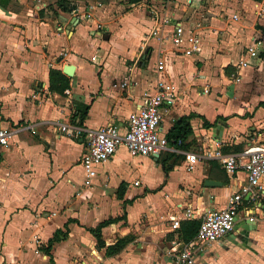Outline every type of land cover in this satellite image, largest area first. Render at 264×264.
<instances>
[{"label":"crops","instance_id":"1","mask_svg":"<svg viewBox=\"0 0 264 264\" xmlns=\"http://www.w3.org/2000/svg\"><path fill=\"white\" fill-rule=\"evenodd\" d=\"M117 1L0 0V127L16 130L8 145L0 147V264H49V258L51 264H179L171 252L187 242L178 228L170 227V217L179 224L198 223L205 210L224 207L227 196L245 182L241 170L228 174L215 159H199L188 169L186 155L201 154L214 142L224 153H237L264 140V48L245 67H236L249 38H264V0ZM153 10L158 20L188 19L196 26L199 52L184 56L150 38L144 59L131 66L153 24ZM59 25L64 33L56 31ZM157 50L165 57L164 76L178 88L177 100L162 112L160 133L193 114L185 148L167 145L155 155L131 157L119 146L96 167L91 186H83V139L68 136L59 126L75 127L86 106L81 128H125L140 92L154 84ZM184 57H190L186 71ZM64 64L74 66L72 76L61 72ZM128 65L136 86L112 88ZM52 67L68 78V93L48 90ZM237 71L239 81L230 82ZM76 172L78 182L71 178ZM185 208L191 219L183 218ZM109 218L117 220L100 229L98 246L85 228ZM68 219L65 236L44 254L47 241ZM229 231L195 248L193 264H264L260 190L251 188L244 195ZM122 238L129 241L106 256L105 248Z\"/></svg>","mask_w":264,"mask_h":264},{"label":"built area","instance_id":"2","mask_svg":"<svg viewBox=\"0 0 264 264\" xmlns=\"http://www.w3.org/2000/svg\"><path fill=\"white\" fill-rule=\"evenodd\" d=\"M36 1L38 0H30ZM170 2L174 0H164ZM189 4L190 0H185ZM214 3L216 0H207ZM40 6H45L40 3ZM153 24L144 34L143 43L139 46V51L133 59L132 65L141 62L144 59L146 49L145 41L155 38L160 43H168L175 53L184 56H191L200 50L201 35L196 26L192 27L187 19H171L162 17L157 19V13L153 10ZM88 17V14L85 15ZM233 19L236 15L231 16ZM168 26L169 31L163 29ZM57 32L64 33L61 25L55 27ZM264 48V38L251 37L249 43L245 46V57L236 62V67H245L247 59H256ZM61 53L60 57H64ZM94 56L91 57V60ZM48 67L52 63L47 64ZM131 66L125 67L124 76L114 80L111 87L118 90H128L136 86L137 81L129 76ZM165 57L161 50H157L154 61L153 72L156 74L151 89H143L139 94V102L135 108L127 115L125 128L120 129L115 124H106L95 129L72 127L68 129L66 125L61 124L59 130L65 132L68 136L83 139V151L80 156L79 166L83 173L82 184L85 187L91 186L92 179L96 176V167L104 163L122 146L127 154L134 156L155 155L161 150L166 149L167 140L161 131L162 112L172 107L177 100L178 88L172 81L164 76ZM239 70V69H238ZM238 71L231 73L230 82L239 81ZM41 92H46V88H41ZM207 93V89L202 90ZM64 93H68L64 90ZM32 99L38 100L36 94H31ZM16 130L0 127V147H6L10 136ZM188 160V169L199 159H215L221 168L228 174L241 170L245 175V182L239 189L227 196L224 207L220 209L205 210L199 217V222L193 238L184 244L179 250L171 252L172 259L181 264H193L191 254L199 245H208L218 241L232 227L235 216L239 210L244 195L251 193V188L261 191L264 194L263 185L260 182L264 180V140H256L245 146L237 153H224L220 149L218 142L207 146L201 151V154L189 153L186 155ZM184 219H191L192 213L188 208L184 209ZM170 227L178 228L179 219L170 217ZM35 242L36 239H35ZM83 264V263H80Z\"/></svg>","mask_w":264,"mask_h":264},{"label":"trees","instance_id":"3","mask_svg":"<svg viewBox=\"0 0 264 264\" xmlns=\"http://www.w3.org/2000/svg\"><path fill=\"white\" fill-rule=\"evenodd\" d=\"M136 0H128V2H134ZM258 1V0H255ZM65 11V10H64ZM68 85V78L64 76L59 69L56 68H49L48 70V90L50 91H56V92H63V90ZM87 107L85 106L82 109L81 114L79 115L78 122L75 126L81 127L82 120L85 116ZM193 114H188L186 116L180 117L175 123L169 128V130L165 133V138L167 140V145L172 146L176 149H184L185 148V140L187 137L191 134V129L188 124V119ZM74 114L71 115V119L73 120ZM71 120V122H72ZM73 124V122H72ZM203 126L208 127L209 124L203 120ZM74 125V124H73ZM120 187V186H119ZM119 187L118 190L119 191ZM118 196L119 193H118ZM117 218H109L106 220H103L99 223H97L94 227L85 228L90 234H92L96 240L97 245L102 246V242L100 240V229L107 225L108 223H112L116 221ZM70 219L67 220L66 223L63 225V230H55L52 237L47 241L46 246L42 249L44 254L48 255V250L50 249L53 242L60 240L63 236H65V233L67 232V223H69ZM198 223L195 221H185L179 224L178 229L180 230L181 239L184 242H188L193 238L195 235V231L197 228ZM129 241V238H122L118 239L113 245L107 246L105 248V255H113L117 253L127 242ZM49 264H51V260L49 258Z\"/></svg>","mask_w":264,"mask_h":264},{"label":"water","instance_id":"4","mask_svg":"<svg viewBox=\"0 0 264 264\" xmlns=\"http://www.w3.org/2000/svg\"><path fill=\"white\" fill-rule=\"evenodd\" d=\"M73 69H74V66H73L72 64H64V65H62L61 68H60L61 72H62L64 75H66L67 77L72 76ZM213 130H215V129H213ZM207 181H208V180H205L204 182L206 183ZM228 233H231V232H230V231L227 232L224 236H226ZM245 236H246V235H245ZM92 252H93L95 258L100 259V256L96 253V247H94V248L92 249ZM179 264H181V263H179Z\"/></svg>","mask_w":264,"mask_h":264},{"label":"rangeland","instance_id":"5","mask_svg":"<svg viewBox=\"0 0 264 264\" xmlns=\"http://www.w3.org/2000/svg\"><path fill=\"white\" fill-rule=\"evenodd\" d=\"M116 1L117 0H115V2L114 3H116ZM118 2V1H117ZM115 5H117V4H115ZM124 8V7H123ZM123 8H119V9H117L118 11H122L123 10ZM153 53V52H152ZM151 55H153V54H151ZM184 58H186V59H184V61L186 62V63H184V65H183V68H184V71H186L187 69H188V64L187 63H189V60H190V57H184ZM190 64V63H189ZM180 67V66H179ZM178 66H177V63L175 64V68H179ZM201 105V104H200ZM205 105H207V103H205L204 104V111L205 110H208V109H206L205 108ZM164 128H165V126H164ZM71 178H73L76 182H78V181H80L81 180V177H79V174L76 172V173H74V175H72V177ZM75 182V183H76ZM35 240V239H34ZM36 241H37V239H36Z\"/></svg>","mask_w":264,"mask_h":264}]
</instances>
